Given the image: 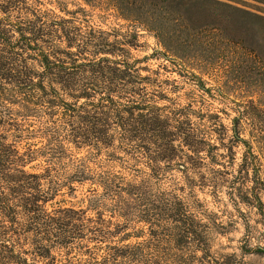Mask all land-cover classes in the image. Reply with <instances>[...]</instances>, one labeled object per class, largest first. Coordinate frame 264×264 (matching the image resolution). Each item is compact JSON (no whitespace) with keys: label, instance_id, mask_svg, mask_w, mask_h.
Here are the masks:
<instances>
[{"label":"trees","instance_id":"trees-1","mask_svg":"<svg viewBox=\"0 0 264 264\" xmlns=\"http://www.w3.org/2000/svg\"><path fill=\"white\" fill-rule=\"evenodd\" d=\"M106 1L121 18L155 31L167 52L187 58L178 45V18L166 1ZM212 28L208 39L258 70L264 82L262 58ZM109 36L32 0H0V264L211 263L209 238L223 226L193 193L208 188L216 196L246 179L248 166L259 160L241 136L248 113L239 112L228 129L216 113L171 102L162 90L149 87L157 81L140 73L139 60H131L124 46L133 44L119 34ZM31 137L45 143L19 147ZM68 144L111 148L112 155L121 151L130 176L94 162L92 168L88 158H73ZM238 144L246 150L236 176L225 157L233 160ZM220 146L227 156L218 152ZM37 159L46 163L42 170L30 165ZM140 164L143 170L136 167ZM175 169L181 178L170 176ZM86 181L92 186L87 207H46L61 189L74 191V183ZM247 189L257 196L255 186ZM115 216L122 222L112 221ZM134 220L147 224L151 240L115 242ZM160 237L170 252L154 245ZM55 249L66 257L58 258Z\"/></svg>","mask_w":264,"mask_h":264},{"label":"rangeland","instance_id":"rangeland-1","mask_svg":"<svg viewBox=\"0 0 264 264\" xmlns=\"http://www.w3.org/2000/svg\"><path fill=\"white\" fill-rule=\"evenodd\" d=\"M32 1L43 10H51L58 16L73 18L83 26L107 32L110 40L114 39V34H119V39L125 37V41L133 45L126 44L124 48L130 52L131 60H139L137 66L141 69L140 73L157 81V86L150 84L149 87L162 90L172 99L171 102L179 106L192 104L195 109L216 113L228 129L232 128V120L239 116V112L248 113L249 119L242 123L241 136L250 142L251 150L259 160L248 166V175L236 185L238 189L228 191L230 189L223 187L215 196L210 189L197 187L193 198L203 205L213 221L223 226L211 232L208 245L210 264H264V137H260L264 136V82L258 70L234 60L226 49L218 48L206 35L213 30L212 27L220 28L226 38L235 42L241 40L264 61V20L260 18L264 17V3L259 0H163L166 1L164 5L172 10V17L178 18V45L187 56L180 60L166 51L155 31L121 18L106 0ZM204 28L208 31L201 34ZM159 104H168V101L159 100ZM231 134L232 131L228 130L227 135ZM44 143L39 137L23 138L18 142L21 148L28 144L38 147ZM68 147L73 158L91 160L88 164L92 168L94 163H98L103 170L110 169L114 173L130 176L121 160H127V156L121 151L115 149L112 155L111 148L98 151L88 146L76 148L68 144ZM245 150L244 145L238 144L233 148V160L225 157L228 170L236 176L239 175ZM218 152L227 156L222 146ZM30 165L41 170L46 167L43 159H37ZM136 167L144 169L141 164ZM255 168L260 171L255 172ZM169 175L172 178L181 176L176 169ZM177 180L181 182V179ZM166 184L162 187L166 188ZM74 186V191L61 189L46 207L49 210L70 205L87 207L92 186L88 181L74 183ZM252 186L256 187V197L254 190L247 192V188ZM248 193L250 195L246 199ZM87 214L93 215V211L88 209ZM105 217L108 218L107 215ZM112 221L120 223L122 218L115 216ZM151 238L147 224L134 220L114 241L135 244L146 243ZM159 240H163L162 237ZM154 245L170 252L166 242ZM52 253L60 259L66 257L58 249ZM196 254L201 259L202 252ZM27 257L30 258L29 255ZM76 258L87 256L75 255L73 259ZM191 264L200 263L195 260Z\"/></svg>","mask_w":264,"mask_h":264}]
</instances>
